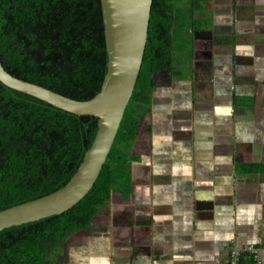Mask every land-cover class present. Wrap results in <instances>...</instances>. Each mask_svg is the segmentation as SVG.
<instances>
[{"label": "crops", "instance_id": "crops-1", "mask_svg": "<svg viewBox=\"0 0 264 264\" xmlns=\"http://www.w3.org/2000/svg\"><path fill=\"white\" fill-rule=\"evenodd\" d=\"M172 71L137 104V135L65 264H264V0H194Z\"/></svg>", "mask_w": 264, "mask_h": 264}, {"label": "trees", "instance_id": "trees-1", "mask_svg": "<svg viewBox=\"0 0 264 264\" xmlns=\"http://www.w3.org/2000/svg\"><path fill=\"white\" fill-rule=\"evenodd\" d=\"M173 0H153L144 59L108 159L91 191L67 211L0 229V264H65L64 241L89 228L107 203L127 157L120 143L137 135V104L151 101L173 70L187 30ZM5 67L19 78L78 100L102 89L108 70L101 0H0ZM98 131V118L77 115L0 80V211L63 187Z\"/></svg>", "mask_w": 264, "mask_h": 264}, {"label": "water", "instance_id": "water-1", "mask_svg": "<svg viewBox=\"0 0 264 264\" xmlns=\"http://www.w3.org/2000/svg\"><path fill=\"white\" fill-rule=\"evenodd\" d=\"M101 5L109 61L102 89L91 99H74L11 74L0 45L2 82L71 113L98 118L92 146L71 179L51 193L1 210L0 229L67 211L91 191L108 159L141 71L153 0H101Z\"/></svg>", "mask_w": 264, "mask_h": 264}, {"label": "built area", "instance_id": "built-area-1", "mask_svg": "<svg viewBox=\"0 0 264 264\" xmlns=\"http://www.w3.org/2000/svg\"><path fill=\"white\" fill-rule=\"evenodd\" d=\"M259 254L257 249L249 248L242 249L238 246H233L231 249V258L227 264H259Z\"/></svg>", "mask_w": 264, "mask_h": 264}, {"label": "rangeland", "instance_id": "rangeland-1", "mask_svg": "<svg viewBox=\"0 0 264 264\" xmlns=\"http://www.w3.org/2000/svg\"><path fill=\"white\" fill-rule=\"evenodd\" d=\"M193 1L194 0H173V3L176 5L177 11L182 14L183 18H188L191 3Z\"/></svg>", "mask_w": 264, "mask_h": 264}]
</instances>
